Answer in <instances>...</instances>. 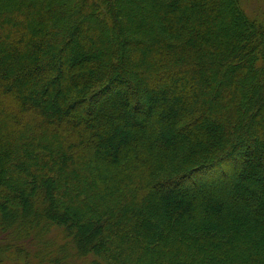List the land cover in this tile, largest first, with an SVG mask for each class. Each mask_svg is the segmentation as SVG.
I'll list each match as a JSON object with an SVG mask.
<instances>
[{"label": "trees", "instance_id": "16d2710c", "mask_svg": "<svg viewBox=\"0 0 264 264\" xmlns=\"http://www.w3.org/2000/svg\"><path fill=\"white\" fill-rule=\"evenodd\" d=\"M133 2L0 0V227L88 264H264L263 29Z\"/></svg>", "mask_w": 264, "mask_h": 264}, {"label": "rangeland", "instance_id": "374dc122", "mask_svg": "<svg viewBox=\"0 0 264 264\" xmlns=\"http://www.w3.org/2000/svg\"><path fill=\"white\" fill-rule=\"evenodd\" d=\"M142 1L135 0L133 3L138 4ZM238 2L251 18L256 19V24L263 29L264 33V2L262 0H238ZM136 16L137 18L140 17V19L142 17L138 11H136ZM140 19H137L139 23L141 22ZM221 22L222 18L219 19V23ZM214 24L215 27L216 23ZM212 82L213 79L211 78V86H213ZM207 91H210V89ZM45 239L49 240L50 243L41 244V242L39 243L33 239L19 237L12 234L9 230L3 231L0 227V264H38V261H42L43 258H49L55 254L62 256L59 257V264H70L68 260H71V264L89 263L90 260L87 257L73 256L69 259L73 251L71 250L69 254H65L64 250L58 247L59 244L68 242V239L61 230H52L51 235H46Z\"/></svg>", "mask_w": 264, "mask_h": 264}]
</instances>
